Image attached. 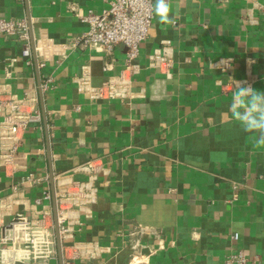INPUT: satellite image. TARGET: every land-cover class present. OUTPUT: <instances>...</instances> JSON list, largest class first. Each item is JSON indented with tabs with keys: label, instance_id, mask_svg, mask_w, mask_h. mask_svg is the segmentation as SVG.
<instances>
[{
	"label": "crops",
	"instance_id": "0c3cea01",
	"mask_svg": "<svg viewBox=\"0 0 264 264\" xmlns=\"http://www.w3.org/2000/svg\"><path fill=\"white\" fill-rule=\"evenodd\" d=\"M107 1L0 0V18L24 19L31 37L25 58L14 35H0V84L17 96L35 90L41 112L22 135L19 167L0 169V199L16 184L21 201L11 213L54 224L53 177L98 158L97 199L60 240L62 264H222L236 252L264 264V146L230 113L221 116L237 83L264 92V10L256 6L264 9V0H169L175 23L153 12L122 101L91 97L78 78L96 87L118 75L125 46L110 55L71 46L85 29L79 16ZM163 47L167 72L150 65ZM28 174L39 182L22 186ZM52 230L48 264H60ZM89 242L95 258L72 257L74 244Z\"/></svg>",
	"mask_w": 264,
	"mask_h": 264
},
{
	"label": "built area",
	"instance_id": "2783aa9c",
	"mask_svg": "<svg viewBox=\"0 0 264 264\" xmlns=\"http://www.w3.org/2000/svg\"><path fill=\"white\" fill-rule=\"evenodd\" d=\"M223 1V0H221ZM107 7L96 13L88 10L79 16L85 29L73 41L72 47L96 49L110 55L115 45L125 46L123 69L116 76L108 77L101 85L93 87L85 77H79L80 88L93 98L124 100L130 94L132 77L137 72L134 64L138 55L139 43L149 34L153 17L152 0H108ZM259 10L262 6L256 4ZM0 35H14L21 42L22 56H30V35L24 19L0 18ZM163 47L150 56V65L165 68L172 66V58ZM225 66L222 67L224 69ZM106 70L107 67H104ZM50 79L40 83V92L49 87ZM41 121L39 98L35 90L26 91L22 96L10 92L7 85L0 84V169L10 175L19 167L18 148L22 135L30 125ZM102 164L100 159H88L75 167L70 173H59L53 177L56 203V223L60 240L72 237L75 226L79 225L80 213L89 211L98 193L97 178ZM81 173L84 179L75 178ZM39 178L28 174L21 185L30 187ZM0 199V264H48L55 259L53 222L47 225L37 213L29 218L20 213L13 215L12 206L19 204L21 198L17 186ZM43 199H50L44 193ZM41 198L36 199L39 203ZM46 208L43 215L48 214ZM10 218L6 220V217ZM6 220V221H5ZM73 258H95L99 250L95 243H76L72 246ZM132 257L136 262L143 258L138 239L133 242ZM29 261L26 263V261ZM222 264H260L255 257H246L242 252L229 253Z\"/></svg>",
	"mask_w": 264,
	"mask_h": 264
},
{
	"label": "clouds",
	"instance_id": "9594fccd",
	"mask_svg": "<svg viewBox=\"0 0 264 264\" xmlns=\"http://www.w3.org/2000/svg\"><path fill=\"white\" fill-rule=\"evenodd\" d=\"M153 12L162 24H174L175 18L169 0H154ZM230 119L238 122L244 132L256 133L257 146H264V92L251 86H242L237 83L226 113Z\"/></svg>",
	"mask_w": 264,
	"mask_h": 264
},
{
	"label": "water",
	"instance_id": "95a60500",
	"mask_svg": "<svg viewBox=\"0 0 264 264\" xmlns=\"http://www.w3.org/2000/svg\"><path fill=\"white\" fill-rule=\"evenodd\" d=\"M29 29V27H28ZM30 42H31V37H30ZM52 200H53V212H54V228H55V237H56V244L58 248V257H59V262L62 264V259H61V243H60V238H59V233H58V226L56 223V203H55V196H54V191L52 193ZM29 261L27 260L26 263Z\"/></svg>",
	"mask_w": 264,
	"mask_h": 264
}]
</instances>
